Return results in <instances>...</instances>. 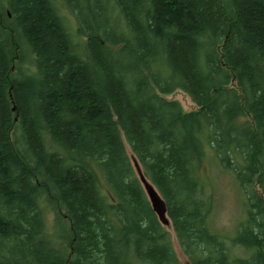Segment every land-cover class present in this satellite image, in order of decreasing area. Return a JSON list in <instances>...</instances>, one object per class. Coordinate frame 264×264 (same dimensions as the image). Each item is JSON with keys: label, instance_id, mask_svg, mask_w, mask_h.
Masks as SVG:
<instances>
[{"label": "trees", "instance_id": "16d2710c", "mask_svg": "<svg viewBox=\"0 0 264 264\" xmlns=\"http://www.w3.org/2000/svg\"><path fill=\"white\" fill-rule=\"evenodd\" d=\"M61 1L81 46L51 0H0V264H180L125 145L191 264H264V0ZM207 154L245 256L207 224Z\"/></svg>", "mask_w": 264, "mask_h": 264}, {"label": "rangeland", "instance_id": "374dc122", "mask_svg": "<svg viewBox=\"0 0 264 264\" xmlns=\"http://www.w3.org/2000/svg\"><path fill=\"white\" fill-rule=\"evenodd\" d=\"M53 1L58 7L59 13L65 25L68 27L69 32L73 35V41L81 46L82 42L86 40L85 38L74 36L77 27L75 18L70 11L62 6L59 0ZM113 23L114 25L117 24V27H119L120 22L114 19ZM28 66L27 63L22 68L27 70L26 67ZM16 74V68L13 67L10 71V78ZM163 96L167 100L177 101L183 112L196 110L195 104L191 101L189 96L181 90H174L170 94ZM125 151L132 164L131 160L133 156L127 145H125ZM196 176L202 179L203 193L209 198L210 208L207 218L209 229L224 241L225 246L229 249L228 254L232 257L245 256L244 249L233 245L231 241L234 237L236 226L245 218V199L232 176L228 172L222 171L217 167L210 154H207L205 160L197 168ZM257 192L259 193V189ZM41 207L45 222V230L47 233L52 234L54 232L53 223L55 215L49 206L41 204ZM165 230L169 234L172 249L178 262L180 264H191L187 256L179 248L170 225L166 227Z\"/></svg>", "mask_w": 264, "mask_h": 264}, {"label": "water", "instance_id": "95a60500", "mask_svg": "<svg viewBox=\"0 0 264 264\" xmlns=\"http://www.w3.org/2000/svg\"><path fill=\"white\" fill-rule=\"evenodd\" d=\"M131 161L134 173L158 222L161 226L165 228L168 227L170 225V222L166 216V207L163 199L154 188V186L143 175V172L136 159L133 157Z\"/></svg>", "mask_w": 264, "mask_h": 264}, {"label": "bare ground", "instance_id": "6f19581e", "mask_svg": "<svg viewBox=\"0 0 264 264\" xmlns=\"http://www.w3.org/2000/svg\"><path fill=\"white\" fill-rule=\"evenodd\" d=\"M52 2H54L53 0H51ZM60 2H61V4H62V6L64 7V8H66L65 6H64V4L62 3V1L61 0H59ZM54 6H55V10H56V12H57V14L58 15H60V13H59V9H58V7L55 5V3H54ZM67 9V8H66ZM68 10V9H67ZM69 11V10H68ZM72 14V13H71ZM61 16V15H60ZM66 26V25H65ZM66 30H67V32H68V34L70 35V38H71V41H73V35L69 32V30H68V27L66 26ZM74 36H76V37H79L77 34H76V31L74 32ZM132 165V164H131ZM261 193V190H259V194ZM263 199H264V197H262ZM246 211V210H245Z\"/></svg>", "mask_w": 264, "mask_h": 264}]
</instances>
